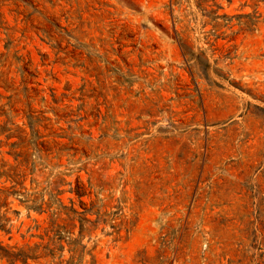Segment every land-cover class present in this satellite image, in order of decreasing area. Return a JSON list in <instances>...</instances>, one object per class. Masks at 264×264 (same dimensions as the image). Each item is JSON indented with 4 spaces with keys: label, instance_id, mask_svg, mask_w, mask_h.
<instances>
[{
    "label": "rangeland",
    "instance_id": "rangeland-1",
    "mask_svg": "<svg viewBox=\"0 0 264 264\" xmlns=\"http://www.w3.org/2000/svg\"><path fill=\"white\" fill-rule=\"evenodd\" d=\"M0 172L29 264H264V0H0Z\"/></svg>",
    "mask_w": 264,
    "mask_h": 264
},
{
    "label": "trees",
    "instance_id": "trees-1",
    "mask_svg": "<svg viewBox=\"0 0 264 264\" xmlns=\"http://www.w3.org/2000/svg\"><path fill=\"white\" fill-rule=\"evenodd\" d=\"M26 176H21L17 174H11L10 172H0V181L6 180L8 181H15L19 183L18 185L23 186L24 178ZM0 193L5 195L4 198L0 197V231L5 232L7 235H12L13 233V226L11 221L7 219L5 215H2V208L3 206L8 205V200L10 197H19L21 194L20 191L16 190V186L11 187L6 191H2L0 189ZM37 195H26L25 200H20L21 204H25L28 211L38 212L40 214L44 213V202L42 199L36 197ZM32 198H35L34 200ZM50 208V205L48 206ZM57 216L56 213L53 214V217ZM58 223L57 219H53L51 221V228L46 231V236L49 238L50 242L47 246L44 247V253H40L41 246L36 245L34 248L29 246L24 248H17V247H2L0 248V258L8 262V264H29L30 260L39 261L41 258H52L55 259L57 252H64V242H68V244L73 247L71 249V253L74 254L72 260L76 259L78 255V251L76 248V244L67 240L66 232L64 228L61 227ZM25 238V237H24ZM44 240V238H41Z\"/></svg>",
    "mask_w": 264,
    "mask_h": 264
}]
</instances>
